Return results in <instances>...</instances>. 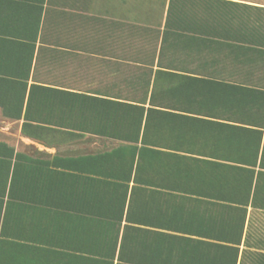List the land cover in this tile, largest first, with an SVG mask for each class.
Returning a JSON list of instances; mask_svg holds the SVG:
<instances>
[{"label":"crops","instance_id":"obj_1","mask_svg":"<svg viewBox=\"0 0 264 264\" xmlns=\"http://www.w3.org/2000/svg\"><path fill=\"white\" fill-rule=\"evenodd\" d=\"M262 43L264 0H0V264H264Z\"/></svg>","mask_w":264,"mask_h":264},{"label":"trees","instance_id":"obj_2","mask_svg":"<svg viewBox=\"0 0 264 264\" xmlns=\"http://www.w3.org/2000/svg\"><path fill=\"white\" fill-rule=\"evenodd\" d=\"M252 43L253 44H256V43H260V42H257L256 40H252ZM262 45H264V43H262ZM25 94L26 93H22V97L24 98L25 97ZM22 106H23V103H22ZM24 134H26V124L24 125V127H23V131H22ZM123 153H126V151H120V152H118L117 153V155H123ZM262 159H261V161H260V164H259V167H260V169L261 170H264V147H263V151H262ZM139 168V167H138ZM137 168V169H138ZM258 178H259V180L260 179H262L263 181H264V172H261V173H258V177H257V180H258ZM253 184V177H252V182H251V185ZM257 184H259V182L257 181ZM260 184L262 185V184H264V183H262V181L260 182Z\"/></svg>","mask_w":264,"mask_h":264}]
</instances>
